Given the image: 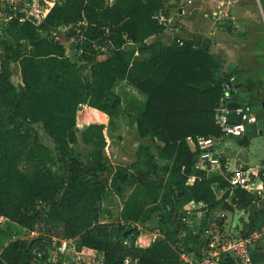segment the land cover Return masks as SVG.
<instances>
[{
  "label": "trees",
  "instance_id": "1",
  "mask_svg": "<svg viewBox=\"0 0 264 264\" xmlns=\"http://www.w3.org/2000/svg\"><path fill=\"white\" fill-rule=\"evenodd\" d=\"M168 2L56 0L38 24L10 17L9 40L0 42L6 53L0 59L3 224L32 230L39 222L46 231L74 240L76 249L102 252L104 264H125V258L130 264H189L183 260L185 253L199 258L203 233L210 226L208 215L193 226L186 208L191 200L211 210L227 201L238 210H251L241 236L254 229L253 216L264 215L257 206L259 197L241 188L230 195L220 173L206 176L195 170L197 152L186 143L187 136H222L214 107L223 83L232 76L239 82L240 72H226L221 56L192 38L174 34L168 43H149V37L166 29L159 16H169L175 7ZM0 11L7 14L1 3ZM11 57L19 67L17 85L11 80ZM245 82L248 88L254 85L250 79ZM120 83L142 97L131 96L129 109L138 137L150 144L140 143L130 164L110 168L104 145L106 135L119 127ZM82 106L93 108L80 112L82 122L104 123L107 117L108 124L78 128ZM35 124L51 147L29 144ZM79 143L88 149L85 158L76 149ZM22 160L25 170L19 168ZM221 164L224 170L222 159ZM220 188L225 190L222 195L217 194ZM107 193L122 200L116 223L100 218ZM151 219H156L152 228L160 236L146 247L135 246L133 225ZM2 225L0 264H50L51 237L3 242ZM217 226L223 230V222ZM127 230L131 232L124 236ZM125 239L130 245L123 244ZM34 248L46 251L40 258ZM250 255L252 264H264V253L252 248ZM220 258V264H236L230 254Z\"/></svg>",
  "mask_w": 264,
  "mask_h": 264
},
{
  "label": "built area",
  "instance_id": "2",
  "mask_svg": "<svg viewBox=\"0 0 264 264\" xmlns=\"http://www.w3.org/2000/svg\"><path fill=\"white\" fill-rule=\"evenodd\" d=\"M19 1L20 0H0V3L4 8L8 7L14 10H20L16 8ZM105 1L111 3L113 0ZM50 5L48 7L40 6L37 0H35L31 6V10L21 11H24L26 16L32 15L35 17L37 20L35 24H38L52 7ZM19 20L24 19L19 18ZM159 20L162 22L164 21L162 15L159 16ZM174 32H176V30ZM238 87L239 84L237 79L234 76L230 77L227 82L223 83L222 94L214 107L213 118L222 136H187L186 143L192 150L197 152L194 162L195 170L204 172L206 176L211 172L220 173L229 184L226 190H229L230 195H232L233 190L236 188L255 193L259 197V201L257 202L259 210H264V160L254 169L234 168L228 170V168H224L223 170L221 155L217 150V145L224 137H241L245 134L248 125L255 124L258 121L250 103L239 101L235 98V95L237 96L239 92L237 91ZM240 91L244 90L241 89ZM244 92L246 96H249L246 91ZM230 102H236L238 104L237 107L231 109L229 107ZM230 112H235L238 118H229ZM225 170L228 174L225 173ZM224 191L225 190L220 188L217 194L222 195ZM186 208L189 217L195 214L196 210H199L198 216L200 219L208 215V222L211 226L203 233L200 257L193 259L190 254L185 253L182 255L185 262L189 264H220L221 254L227 253L234 258L236 264H252L250 250L252 249L253 243L260 242L264 244V222L260 224L259 227L254 228L246 236L233 237L225 235L223 230L218 228L215 223L216 219L212 215V210L207 209L206 204L191 200L187 203ZM218 218L222 220L225 218V215L221 213ZM2 222H4V218L0 216V223ZM188 223L191 225L190 220ZM159 236L160 232L154 229L146 236L135 237L134 245L146 247ZM51 241L53 249L48 250V256L46 258L50 264H104L103 253L94 248L83 246L80 249H76L72 239L56 240L55 238H51ZM123 244L130 245V242L125 239ZM37 256L41 258L42 254L38 252ZM130 262L128 258H125V264H130Z\"/></svg>",
  "mask_w": 264,
  "mask_h": 264
},
{
  "label": "crops",
  "instance_id": "3",
  "mask_svg": "<svg viewBox=\"0 0 264 264\" xmlns=\"http://www.w3.org/2000/svg\"><path fill=\"white\" fill-rule=\"evenodd\" d=\"M168 4H173L175 7L171 8L169 16L162 15L166 29L149 37L147 39L149 43H168L174 34L185 39H195L196 43L205 46L211 53L221 56L226 72L236 69L240 72V76L245 73L236 64L238 59H242L251 67L247 79L254 83L253 86L260 85V90L264 93V0H169ZM173 9L175 13L171 12ZM238 80V88L251 92V88L246 87L245 81L240 78ZM262 109L264 110L263 106ZM255 114L258 121L248 125L243 136L224 137L217 145L225 166L223 168L254 169L264 160V145L259 148L262 155L257 157V161L252 153L247 155L242 152V147L249 145L251 132L264 136V111L259 110L258 114ZM243 139H246L247 143L241 144L240 141ZM225 173L228 174L226 170ZM220 209L227 212L237 210L229 201L220 204L215 210L212 209L216 224L223 221L218 218L221 213H216V210ZM243 212L247 213L248 217L251 216V210ZM257 217L258 219L253 216L257 219L254 228L264 222V215ZM243 228L244 223L234 231L229 227V232L223 231V233L237 237L242 235ZM252 248L260 251L253 246Z\"/></svg>",
  "mask_w": 264,
  "mask_h": 264
},
{
  "label": "rangeland",
  "instance_id": "4",
  "mask_svg": "<svg viewBox=\"0 0 264 264\" xmlns=\"http://www.w3.org/2000/svg\"><path fill=\"white\" fill-rule=\"evenodd\" d=\"M56 0H37V3L40 6H49L50 3L52 4ZM35 2V0H20L17 3V9L20 10H31L32 4ZM174 8V7H173ZM175 13V10L171 11ZM10 20V17L4 12L0 11V42L2 40H9V34H8V29H7V23ZM62 30V36H65L66 30ZM195 40V39H194ZM72 42V39H69L67 41H64V44L67 46ZM1 44V43H0ZM126 50L132 48L130 45H125L124 47ZM107 50L105 49L104 53ZM6 57V53H4L0 47V59L1 57ZM104 55L99 56V58H104ZM9 61V70L11 73V80L13 83L16 85L20 82V75H19V67L18 64L15 60L8 59ZM239 68H241L245 75L240 76L239 78L243 81H246V79L249 77L248 73H250L251 67L246 65L242 59H238V63L236 64ZM251 78V77H250ZM117 92L121 94L122 96V114L118 120V129L115 131L114 134H108L106 135V143L104 145V153L106 155V163L110 168H113L116 165H127L130 164L134 159H135V150L137 146L140 143L146 142L150 144V140L148 138L146 139H140L136 133L135 126L132 121V113L130 111V105L129 101L131 100V96L138 98V94L125 85L124 83H120L117 86ZM260 85L257 86H252L251 87V92H247L249 96L245 95L244 91H239L237 93V96L235 95V98L239 101H244V102H249L250 105L253 108V111L258 114L259 110L264 111L262 109V101L264 100V93L260 90ZM142 97L140 96L138 99H141ZM136 101V100H134ZM133 104V102H132ZM90 108L87 106H82L80 111L78 112L77 116H79L81 111H84L85 109ZM93 109V108H90ZM134 114V112H133ZM89 124H103L107 125L108 124V118L106 117V121L104 123L102 122H88L84 123L81 120L77 119V127L82 128L83 126H87ZM258 132V131H257ZM263 135V134H262ZM260 134H255L254 132H251L249 134L250 137V142L248 146H243L242 147V152L251 155L255 157V161H257V157H260L262 155L261 153V146L264 145V136ZM29 144L34 143V144H42L46 147H51L52 142L49 139V137L43 132L41 127L37 124L34 125L33 130L29 134L28 138ZM158 143V142H157ZM159 144V143H158ZM260 148V149H259ZM76 149L79 152L80 156L82 158H85L86 154L88 153V149L84 147L81 143L76 144ZM158 163L164 162L161 161L160 159H157ZM25 162L22 160L19 162V168L21 170H25ZM100 218L103 220L102 222H113L116 223L119 220V212L121 209L122 205V200L111 194L107 193L101 203H100ZM216 213H223L226 215V217L223 219V231L224 232H229V227L231 228L232 231L235 230L236 227H239L243 224V222H247L249 220L248 214L244 213L242 210H234L233 212H227L224 209L216 210ZM199 214L195 213L192 215V218L190 220L193 222V226H197L198 222L200 220ZM215 216H218L215 214ZM257 219L258 217L255 216ZM257 219L254 218L255 225H257ZM156 219H151L145 224H134L132 230H135V236H146L149 234V232L153 231L154 229L152 228L155 225ZM1 225L3 224L0 223ZM2 234H1V241L5 242L7 240H31L33 238H36L38 236H44V237H51L55 238L56 240L62 239L56 232H48L46 231L43 226L37 222L34 225V228L32 230H27L25 228H22L18 225L11 224V225H2ZM74 242V240H73ZM75 243V242H74ZM253 247L260 250L262 253H264V244L260 242L253 243ZM53 248V246H52ZM36 254L43 253L46 250H37V248L33 249Z\"/></svg>",
  "mask_w": 264,
  "mask_h": 264
},
{
  "label": "water",
  "instance_id": "5",
  "mask_svg": "<svg viewBox=\"0 0 264 264\" xmlns=\"http://www.w3.org/2000/svg\"><path fill=\"white\" fill-rule=\"evenodd\" d=\"M1 9L5 10L7 12V14L11 17H16V18H20V19H28L30 20L31 22H33L34 24L37 23V20L35 17H33L32 15H27L26 16V13L24 11H21V10H14V9H11V8H8V7H3L1 6ZM144 46V44L140 45V47ZM14 85H16L15 83H13ZM230 85V84H229ZM241 89L238 88L237 91H240ZM237 103L236 102H230L229 103V107L231 109L237 107ZM262 106L264 107V101L262 102ZM229 118L231 119H237L238 116L235 114V112H230L229 113ZM77 119L78 116H77ZM80 120V119H79ZM263 127H264V121H263ZM131 231L130 230H127V232L124 234V236H126V234H129Z\"/></svg>",
  "mask_w": 264,
  "mask_h": 264
}]
</instances>
